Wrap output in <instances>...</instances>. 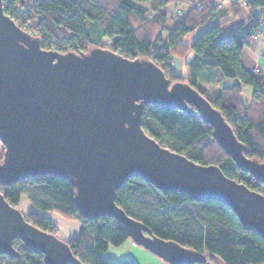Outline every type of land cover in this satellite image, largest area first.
<instances>
[{
	"label": "water",
	"instance_id": "obj_1",
	"mask_svg": "<svg viewBox=\"0 0 264 264\" xmlns=\"http://www.w3.org/2000/svg\"><path fill=\"white\" fill-rule=\"evenodd\" d=\"M179 108L213 128L237 165L264 183V161L245 154L233 128L187 81L171 80L152 60L128 58L107 47L59 52L6 14L0 0V180L7 185L39 175L71 178L79 212L112 216L129 238L169 264H223L155 235L116 203L131 177L163 191L228 205L243 227L264 239V192L228 177L216 164L198 163L162 146L142 127L144 106ZM44 254L46 264H82L69 240L26 219L0 192V255L17 257L14 240Z\"/></svg>",
	"mask_w": 264,
	"mask_h": 264
},
{
	"label": "trees",
	"instance_id": "obj_2",
	"mask_svg": "<svg viewBox=\"0 0 264 264\" xmlns=\"http://www.w3.org/2000/svg\"><path fill=\"white\" fill-rule=\"evenodd\" d=\"M244 1L251 16L226 25L216 20L230 19L228 14L237 20L243 11L240 4L232 2L223 8L214 0H3V4L6 14L38 37L43 48L80 53L109 47L128 58L154 61L171 82H189L222 112L245 145V154L264 161V69L254 72L242 64L243 49L254 36L264 34V0ZM188 35H193L189 41ZM108 40L112 41L109 45ZM190 52L193 56L188 58ZM175 57L183 60L186 75L174 68ZM224 79L238 82L221 86L215 95L204 84ZM244 85L252 88L248 103ZM142 127L162 146L198 163L216 164L228 177L264 192V183L237 165L200 116L146 104ZM0 192L15 207L26 195L39 210L78 220V235L69 243L82 264H138L132 259L112 262L106 258L109 246L129 239L128 230L112 216H82L71 178L39 175L10 185L0 180ZM116 203L158 237L206 252L213 261L264 264V239L245 229L221 201L165 192L146 179L131 177L117 190ZM25 214L30 223L57 234L56 225L46 216L37 211ZM14 247L19 255L1 254L0 264H46L44 254L21 239L14 240Z\"/></svg>",
	"mask_w": 264,
	"mask_h": 264
},
{
	"label": "rangeland",
	"instance_id": "obj_3",
	"mask_svg": "<svg viewBox=\"0 0 264 264\" xmlns=\"http://www.w3.org/2000/svg\"><path fill=\"white\" fill-rule=\"evenodd\" d=\"M232 2H236V3L240 4L241 8H243L242 14L237 18V20L236 19L233 20L231 18V15L228 14L226 17L230 18L231 20L222 18V19H217L216 20L217 22H220V23L226 25V24H229L230 22L235 23L237 21H241V20L247 18L248 16H251V11L248 10V7L243 6L241 4V2L238 0H219V7H222V8L228 7L229 3H232ZM91 34H92L93 38H96V34L94 32L91 31ZM259 35H261V34H259ZM259 35L254 36V38L258 37ZM192 37H193V35H188L186 37L187 41H189ZM109 43H110V41L108 40L107 45H109ZM173 65L179 73L185 74V71L187 68L185 67L182 59L175 57ZM254 69H259V68H254ZM187 72H188V70H187ZM233 80H235V79H227L226 83L230 84L231 81H233ZM221 85H222L221 83H216V82L210 83L209 87H210L211 93L215 95L218 92ZM243 93H244V96L247 95L248 101H250V99H251L250 95L247 92H243ZM3 148H4V145L0 140V160L2 158L1 156L4 154ZM26 203L28 205H31L33 207V209L36 210L38 213L46 216L48 219H50L52 222H54V224L56 225V232L61 238H64V239L70 241L71 239H73L74 237H76L78 235V231L80 228L79 225L81 226V224L78 220H69V219H66L64 217H61L60 215H58L54 212L39 210L31 203V201L28 199V197L26 195L22 196V199H21L20 204L18 206V208L23 213H29L27 211L30 210V209H27ZM104 254H105L106 258L112 262H119L123 259H132L135 262H137L138 264H169L164 259H162L160 256L155 254L153 251L145 248L144 246H142L140 244H137L131 238H129L122 245H119V246L111 245V246H109Z\"/></svg>",
	"mask_w": 264,
	"mask_h": 264
},
{
	"label": "crops",
	"instance_id": "obj_4",
	"mask_svg": "<svg viewBox=\"0 0 264 264\" xmlns=\"http://www.w3.org/2000/svg\"><path fill=\"white\" fill-rule=\"evenodd\" d=\"M214 1L215 2H219V0H214ZM248 49H250L253 53H258V55L260 57V60L257 61L256 59H253V57L251 55H249V53L247 51ZM192 56H193V52H190V54L188 55V58H191ZM242 64L247 69H251V70L254 69V68H259V69H262V70L264 69V34H261L258 37L254 38L252 40V42L243 49V51H242ZM187 73L188 72H187V69H186L185 75ZM226 81H227V79H224L221 82V84H222L221 86H228V85H232V84H235V83L238 82L236 79L231 81L230 84L226 83ZM210 83H212V82H205L204 84L210 89V87H209ZM251 90H252V88L250 86H245V85L243 86V91L247 92L249 95H250ZM244 101L246 103L249 102L247 95L244 96ZM26 206H27V209H30L27 212L36 211V210L33 209V207L31 205H28L27 203H26ZM79 227H80V225H79Z\"/></svg>",
	"mask_w": 264,
	"mask_h": 264
},
{
	"label": "built area",
	"instance_id": "obj_5",
	"mask_svg": "<svg viewBox=\"0 0 264 264\" xmlns=\"http://www.w3.org/2000/svg\"><path fill=\"white\" fill-rule=\"evenodd\" d=\"M238 1H240L241 2V4L243 5V6H247L246 5V2L244 1V0H238ZM196 6L197 7H200V3L198 2V3H196ZM110 41V43H112V41L111 40H109ZM107 48H109V47H107ZM252 71H254V72H257V71H259V69H253Z\"/></svg>",
	"mask_w": 264,
	"mask_h": 264
},
{
	"label": "clouds",
	"instance_id": "obj_6",
	"mask_svg": "<svg viewBox=\"0 0 264 264\" xmlns=\"http://www.w3.org/2000/svg\"><path fill=\"white\" fill-rule=\"evenodd\" d=\"M247 51H248L249 55H251L253 57V59H256L257 61L260 60L258 53H253L250 49H248Z\"/></svg>",
	"mask_w": 264,
	"mask_h": 264
}]
</instances>
